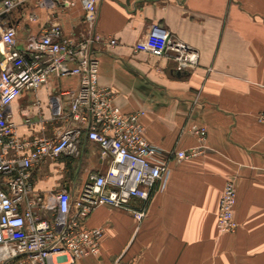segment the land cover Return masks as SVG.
<instances>
[{
	"label": "crops",
	"instance_id": "1",
	"mask_svg": "<svg viewBox=\"0 0 264 264\" xmlns=\"http://www.w3.org/2000/svg\"><path fill=\"white\" fill-rule=\"evenodd\" d=\"M4 18L25 50L31 37L52 25L81 39L83 0H5ZM52 3H51V2ZM98 31L118 41L99 45V85L124 112L144 111L147 140L163 150L171 174L154 190L146 218L126 210L96 208L87 228H102L100 254L77 264H264V0H100ZM160 24L199 55L198 65L178 72L167 57L136 51ZM77 77L51 76L24 92L7 112L23 141L53 139L67 119ZM30 120V123L26 121ZM205 127L200 141L191 128ZM198 155L178 160L181 151ZM99 146L81 139L79 155L47 161L33 174L38 194L67 190L75 201L92 173H105ZM237 188L238 229L220 234L219 201L228 182Z\"/></svg>",
	"mask_w": 264,
	"mask_h": 264
},
{
	"label": "built area",
	"instance_id": "2",
	"mask_svg": "<svg viewBox=\"0 0 264 264\" xmlns=\"http://www.w3.org/2000/svg\"><path fill=\"white\" fill-rule=\"evenodd\" d=\"M99 2L83 0L86 30L81 39L67 38L60 25L52 24L31 37L23 51L17 45L16 29L1 17L13 3L6 2L8 9L0 13V264H77L85 257H97L104 230L86 227L93 211L100 206L122 209L141 223L154 190L171 174L163 150L146 138L145 112H124L116 105L113 91L99 85L96 48L118 44L98 31ZM136 51L172 59L178 72L196 67L199 61L197 52L160 24L151 26ZM51 76L79 80L76 91L66 92L71 98L67 119L72 125L53 139L23 141L7 109ZM257 120L264 127V112ZM191 131L200 141L207 136L205 127L194 125ZM83 137L99 146L101 159L109 163L107 171L90 174L75 201L67 190L36 193L34 171L62 155L78 156ZM199 152L181 151L176 156L184 160ZM236 204L237 188L230 181L219 201L220 234L237 231Z\"/></svg>",
	"mask_w": 264,
	"mask_h": 264
},
{
	"label": "water",
	"instance_id": "3",
	"mask_svg": "<svg viewBox=\"0 0 264 264\" xmlns=\"http://www.w3.org/2000/svg\"><path fill=\"white\" fill-rule=\"evenodd\" d=\"M4 1L5 0H0V3L1 2H4ZM3 7H4V9H8V5L6 3L3 4ZM6 16H7V13L6 12L1 14V17L2 18H5Z\"/></svg>",
	"mask_w": 264,
	"mask_h": 264
}]
</instances>
